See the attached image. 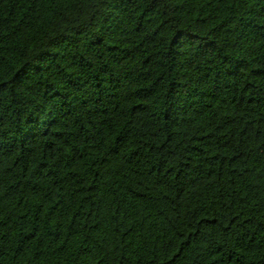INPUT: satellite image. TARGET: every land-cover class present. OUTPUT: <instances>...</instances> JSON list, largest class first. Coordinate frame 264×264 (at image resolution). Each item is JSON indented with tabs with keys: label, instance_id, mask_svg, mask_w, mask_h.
<instances>
[{
	"label": "trees",
	"instance_id": "1",
	"mask_svg": "<svg viewBox=\"0 0 264 264\" xmlns=\"http://www.w3.org/2000/svg\"><path fill=\"white\" fill-rule=\"evenodd\" d=\"M0 264H264V0H0Z\"/></svg>",
	"mask_w": 264,
	"mask_h": 264
},
{
	"label": "snow or ice",
	"instance_id": "2",
	"mask_svg": "<svg viewBox=\"0 0 264 264\" xmlns=\"http://www.w3.org/2000/svg\"><path fill=\"white\" fill-rule=\"evenodd\" d=\"M41 6L51 7L53 6L54 0H39ZM3 81H0V84H3Z\"/></svg>",
	"mask_w": 264,
	"mask_h": 264
}]
</instances>
